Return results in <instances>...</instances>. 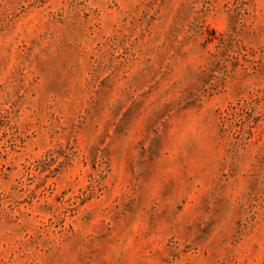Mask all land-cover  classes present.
Returning a JSON list of instances; mask_svg holds the SVG:
<instances>
[{"label": "rangeland", "instance_id": "1", "mask_svg": "<svg viewBox=\"0 0 264 264\" xmlns=\"http://www.w3.org/2000/svg\"><path fill=\"white\" fill-rule=\"evenodd\" d=\"M0 264H264V0H0Z\"/></svg>", "mask_w": 264, "mask_h": 264}]
</instances>
